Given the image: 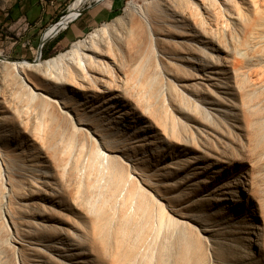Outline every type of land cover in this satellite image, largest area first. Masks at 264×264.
I'll return each instance as SVG.
<instances>
[{
    "label": "rangeland",
    "instance_id": "374dc122",
    "mask_svg": "<svg viewBox=\"0 0 264 264\" xmlns=\"http://www.w3.org/2000/svg\"><path fill=\"white\" fill-rule=\"evenodd\" d=\"M74 1L65 0L62 15ZM129 1L143 4L150 0H121L122 7L113 19L124 13ZM11 2L0 0V56L33 61L46 28L33 34L20 23L6 24L3 13ZM94 3L87 0L81 11ZM246 11L248 20L229 17L225 33L229 56L241 61L238 78L234 69L223 64L222 84L217 85V79L203 80L208 77L204 73L200 78L190 77L191 82H199L196 88L180 86V81L172 90L169 85L174 78L161 70L154 87L157 100L164 105L156 106L161 105L158 113H168L167 124H157L152 117L158 113L145 112L133 102L132 113L126 117L127 133L115 136L112 148L120 149L114 153L120 158L111 163L109 174L102 164L84 175L89 167L87 155L95 144L67 148L71 139L51 129L49 120L37 112L32 89L16 74L8 86L0 77V104L11 119L10 136L0 139V264H264V36L260 27L255 31L257 27L250 24L264 16V0H248ZM102 26L95 24L81 37L58 44L47 57L43 47L40 59L68 50L72 42ZM2 57L0 65L5 62ZM141 65L131 85L138 97L148 99L152 89L142 74L145 65ZM24 73L33 91L47 92V86L37 87L39 72L26 68ZM207 84H211L209 90ZM186 93L201 104L199 109H194L191 98L187 102ZM12 95L13 106L8 107L4 98ZM23 109L30 119L28 128L18 120ZM117 113L110 111L114 116ZM36 121L41 123L39 130L43 128L44 145L29 128ZM75 138L86 142L82 133ZM126 152L133 155L131 161L121 158ZM31 160L37 162L31 173L39 180L37 185L50 182L45 186L54 191L52 199L60 204L55 208L56 220L60 219L66 231L54 234L41 227L30 228L28 221L17 217L24 238L20 243L5 213L8 202L3 203L1 195L8 192L10 174L17 175L19 165ZM114 172L124 174L122 182ZM140 199L145 207H139ZM94 203L104 211L94 208ZM249 248L253 256L247 254Z\"/></svg>",
    "mask_w": 264,
    "mask_h": 264
},
{
    "label": "bare ground",
    "instance_id": "6f19581e",
    "mask_svg": "<svg viewBox=\"0 0 264 264\" xmlns=\"http://www.w3.org/2000/svg\"><path fill=\"white\" fill-rule=\"evenodd\" d=\"M86 1L75 0L62 20L46 27L43 33L44 38L49 39L55 36L67 26L76 17L81 5ZM250 1L256 2L257 0ZM174 2L175 0H150L138 4L129 1L122 15L117 16L111 22L103 23L102 27L74 41L68 50L45 60L37 57L35 61L26 59L11 61L0 56L5 59V62L0 65L2 84L8 86V84L13 83L11 79L13 74L14 76L17 75L25 87L32 89L31 98L36 102L37 112L49 120L51 129L57 128L63 136L71 139L66 142L67 148L78 146L83 149L95 144V149L87 155L86 161L89 167L87 171L83 170L84 175L90 174V169L102 164L106 167L107 171L105 172L109 174V169L113 168L111 163L120 158V156L114 154L120 149L116 150L112 147L116 134L124 133L128 126L130 127L126 117L132 113L133 102L138 107L143 108L145 112L158 113L157 110L161 105L158 108L156 103L161 102L157 100L158 94H156L157 90L154 87L156 83L154 81L161 70H165L169 76L174 78H171L169 85L172 90L177 89L176 87L179 86L180 81V86L187 89L196 88L199 82H191L192 78L190 77L200 78L204 73L208 77H204L203 80L217 79L219 80L217 85L222 84L223 64L234 69L236 78H238L241 61L237 58L232 59L229 56L225 33L231 23L229 17L237 18L235 20H248V12L246 11L248 0H183ZM263 17L260 16V19L252 20L250 24L253 28L257 27L255 31L260 27L262 29L260 32L264 36ZM140 63L142 64L141 67L145 65V67L143 66L145 72L143 71L142 74L145 81L150 83L152 89L150 90L152 97H148V99L138 97L139 95L131 85L133 78L142 71L139 66ZM26 68L40 73L39 83L42 85H39L42 87H37L42 90L45 89L43 87L47 86V92L33 91L34 87L24 73ZM210 71H213V74H210ZM184 73L185 76H183ZM185 78H190V80ZM208 86L211 87V84H207V88ZM164 90L165 88H163ZM159 91L161 92V90ZM185 96L187 102L193 101L192 104L195 110L200 108L201 104L194 99L195 97H189L191 96L190 93H186ZM4 99L3 103L6 106H13V95L11 97L5 96ZM167 102L169 101L167 100ZM112 110L118 112L116 116L110 114ZM164 114L159 112L151 117L155 119L157 124L166 125V114L168 113L165 116ZM18 120L20 124H24L28 128L30 119L24 109L19 110ZM10 122L11 119H8L0 104L1 140L10 136ZM78 125H86L88 128H82ZM40 126L41 123L36 121L29 128L32 135L44 145L46 144V137L41 133L43 128H41V131L39 130ZM78 133L86 135V142L75 138ZM104 149L109 150V153L104 152ZM5 154L8 157V153L5 152ZM132 156L126 152L121 158H127L131 161ZM36 164L37 162L32 160L21 163L17 175L10 174L8 192L1 195L3 203L8 202V206L6 204L4 207L5 213L13 224L17 236L16 241L20 243L24 241V238L20 235L21 227L16 220L17 217L28 221L31 224V226L29 225L30 228L41 227L52 231L54 234L66 231L59 224L60 219L56 220L59 218V214H57L55 208L60 204L52 199L54 191L45 186H49L50 182L44 181L43 184L37 185L39 180L31 176V173L36 169ZM170 167L175 168L172 165ZM1 174L0 171V177ZM116 176L121 179L120 182L123 181L124 174ZM105 203L107 204V202ZM143 204H145L144 199H140L139 207H143ZM100 206L96 203L93 204L94 208L97 207L99 210H103ZM104 206L102 207L104 208ZM101 215L102 213H100ZM257 227L258 225L251 226V228ZM52 246L57 247L56 244ZM250 249L245 250H247L249 256H253L254 254Z\"/></svg>",
    "mask_w": 264,
    "mask_h": 264
},
{
    "label": "crops",
    "instance_id": "0c3cea01",
    "mask_svg": "<svg viewBox=\"0 0 264 264\" xmlns=\"http://www.w3.org/2000/svg\"><path fill=\"white\" fill-rule=\"evenodd\" d=\"M65 5V0H12L7 11L3 13V21L8 25L20 23L33 34H40L42 29L62 16ZM121 7V0L95 1L62 29L54 47L81 37L95 24L112 20Z\"/></svg>",
    "mask_w": 264,
    "mask_h": 264
},
{
    "label": "water",
    "instance_id": "95a60500",
    "mask_svg": "<svg viewBox=\"0 0 264 264\" xmlns=\"http://www.w3.org/2000/svg\"><path fill=\"white\" fill-rule=\"evenodd\" d=\"M82 13H83V11H82ZM65 15H62L61 17H60V19L58 20V21H56L55 23H58L63 17H64ZM69 25V24H68ZM67 25V26H68ZM48 41V39H46V38H44V35H42L41 36V41H40V45H39V50H38V52H39V55H38V57L40 58L41 57V52H42V48L44 47V45H45V43ZM11 61H21V60H23V59H10ZM36 60V59H35ZM35 60H33V61H35Z\"/></svg>",
    "mask_w": 264,
    "mask_h": 264
},
{
    "label": "trees",
    "instance_id": "16d2710c",
    "mask_svg": "<svg viewBox=\"0 0 264 264\" xmlns=\"http://www.w3.org/2000/svg\"><path fill=\"white\" fill-rule=\"evenodd\" d=\"M59 36H60V33L56 38H58ZM56 38L54 40H52L50 43L44 45V56L47 57L49 55V53L51 52V50L54 48L56 42L58 41V39H56Z\"/></svg>",
    "mask_w": 264,
    "mask_h": 264
},
{
    "label": "built area",
    "instance_id": "2783aa9c",
    "mask_svg": "<svg viewBox=\"0 0 264 264\" xmlns=\"http://www.w3.org/2000/svg\"><path fill=\"white\" fill-rule=\"evenodd\" d=\"M70 7V6H69ZM69 11V9H68ZM82 14L81 9L79 10V13L76 15V17H74L70 22H72L73 20L77 19L80 15ZM62 20V19H61ZM69 24V23H68ZM67 24V25H68ZM67 26H65L64 28H66ZM62 30H60L55 36H57Z\"/></svg>",
    "mask_w": 264,
    "mask_h": 264
}]
</instances>
